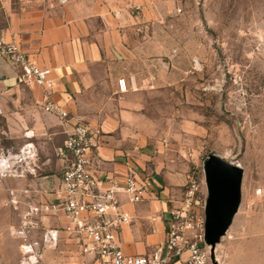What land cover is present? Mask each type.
Instances as JSON below:
<instances>
[{
    "label": "crops",
    "instance_id": "0c3cea01",
    "mask_svg": "<svg viewBox=\"0 0 264 264\" xmlns=\"http://www.w3.org/2000/svg\"><path fill=\"white\" fill-rule=\"evenodd\" d=\"M177 2L68 0L62 4L60 0H0V39L16 43L30 61L50 69L55 84L50 100L68 114L82 117L90 127L94 175L121 174L131 165L151 177L153 188L147 201L123 207L134 219L121 235L123 249L131 255H144L166 238L169 201L180 203L184 198L174 186L175 176L170 172L162 175L161 163L154 168L155 163L151 166L143 161L144 155L127 150L144 142L141 133L146 130L143 109L148 89L154 90L169 72L173 75L163 64L167 61L160 47L151 42L155 31L148 27L172 12ZM133 6L142 7L139 18L131 16ZM21 74L20 67L0 55L3 137L13 142L12 147L32 141L41 150L47 149L49 155L39 160L37 178L16 180L11 188L18 195L29 189L38 203L55 202L65 168L56 149L63 145L71 126L43 110L46 91L34 83H19ZM120 80L126 82L125 92L120 91ZM61 221L66 223L63 217ZM56 222L51 219L47 226L59 228ZM0 236L19 263V241L7 230ZM67 240L75 250L69 252L64 244ZM60 245L69 264H99L91 256H82L64 234ZM54 250L47 251L45 257L57 255L61 260V254Z\"/></svg>",
    "mask_w": 264,
    "mask_h": 264
},
{
    "label": "rangeland",
    "instance_id": "374dc122",
    "mask_svg": "<svg viewBox=\"0 0 264 264\" xmlns=\"http://www.w3.org/2000/svg\"><path fill=\"white\" fill-rule=\"evenodd\" d=\"M148 28L173 75L148 89L144 142L127 150L154 168L161 163L162 175L175 176L183 197L196 183L207 198L210 155L241 167V206L216 257L221 264H264V0H178ZM3 130L0 115V149L12 148ZM39 152L40 161L49 155ZM16 183L0 182V235H10L19 221L5 193ZM204 206L200 202L198 210ZM60 247L54 251L62 259L45 257V264H69ZM0 264H19L1 236Z\"/></svg>",
    "mask_w": 264,
    "mask_h": 264
},
{
    "label": "built area",
    "instance_id": "2783aa9c",
    "mask_svg": "<svg viewBox=\"0 0 264 264\" xmlns=\"http://www.w3.org/2000/svg\"><path fill=\"white\" fill-rule=\"evenodd\" d=\"M60 1L65 4L68 0ZM130 14L139 18L142 7L133 6ZM0 55L20 67L19 83H34L46 91L43 110L71 126L63 145L56 149L65 168L55 202L38 203L31 198L29 189L22 190L21 195L14 188L6 189V204L19 218L10 230V236L20 243L19 264H45L46 252L59 247L62 234L82 256H91L99 264H213L211 248L205 242V206L198 210L206 197L200 195L196 183L187 189L183 201H169L166 238L144 255L127 254L121 235L134 219L123 207L147 201L153 188L151 177L131 165L121 174L95 176L90 156L93 133L82 117L68 114L50 100L55 86L51 70L30 61L14 42L0 39ZM118 83L120 91L125 92V80ZM39 158V147L32 141L0 149V182L37 178ZM51 219L61 226H47Z\"/></svg>",
    "mask_w": 264,
    "mask_h": 264
},
{
    "label": "water",
    "instance_id": "95a60500",
    "mask_svg": "<svg viewBox=\"0 0 264 264\" xmlns=\"http://www.w3.org/2000/svg\"><path fill=\"white\" fill-rule=\"evenodd\" d=\"M207 198L205 203V242L216 259L217 246L227 234L242 201L243 169L217 155H210L204 164Z\"/></svg>",
    "mask_w": 264,
    "mask_h": 264
},
{
    "label": "bare ground",
    "instance_id": "6f19581e",
    "mask_svg": "<svg viewBox=\"0 0 264 264\" xmlns=\"http://www.w3.org/2000/svg\"><path fill=\"white\" fill-rule=\"evenodd\" d=\"M217 261L219 262V264H221V262H220V259H219L218 255H217Z\"/></svg>",
    "mask_w": 264,
    "mask_h": 264
}]
</instances>
